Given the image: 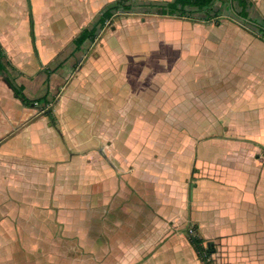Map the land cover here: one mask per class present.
I'll return each instance as SVG.
<instances>
[{
    "label": "crops",
    "instance_id": "obj_1",
    "mask_svg": "<svg viewBox=\"0 0 264 264\" xmlns=\"http://www.w3.org/2000/svg\"><path fill=\"white\" fill-rule=\"evenodd\" d=\"M245 3L242 12L243 8L233 0H215L208 10L191 9L190 17L122 14L131 18L138 15L133 20L142 21L148 28L156 29L159 22L173 24H165L163 28L169 39L166 42L174 48L168 47L169 44L163 47L174 53L167 57L159 53L150 60L129 62L114 56L112 61L100 63L104 58L92 59L88 51L83 62L74 66V70L68 69V74L72 72L71 81L79 73L85 78L81 83L90 91L91 95H86L90 105L96 96L98 102L102 98L99 104H94L93 112L98 111V119L102 115L105 118L98 132L97 125L91 122L86 125L83 141L88 140L89 145L85 150L76 139L83 128L72 126L67 118L73 108L68 104L69 95L61 98L62 112L51 108L56 120L53 124L37 103L24 105L0 72V264H141L134 261L146 257L145 264H155L157 245L176 254L174 244L181 242L188 245L187 254L203 264H264V60L261 55H254L257 50L264 52V38L259 33L264 23V0H245ZM10 10V1L0 0V44L6 53L5 60L12 66L10 74L18 84L24 85L26 77L33 82L35 77L30 79L33 74L46 73V68L57 58L58 48L53 52L43 46L45 59L41 68L32 74L25 72L21 48L7 39ZM240 12L245 13L243 17ZM241 18L252 20L255 26H245ZM187 25L201 30L188 41V36L180 30ZM206 25H210L209 40L204 36L206 31H202ZM163 28H157L156 37L163 35L160 31ZM100 37L101 34L97 39ZM193 40L195 57L202 49H217L228 40L235 42L229 46L243 50L241 57H248L238 67L234 65L232 71L215 69L213 82L230 80L234 84L226 102L214 103L211 108L203 105L199 111L192 105L196 119L197 113L208 119L204 126H182L180 121L174 122L172 114L188 98L198 103L204 99L202 93L191 89L192 80L185 81L182 87L180 81L184 78L178 77L192 72L195 57L189 58L183 52L187 50L183 45L192 48ZM156 44L151 42L148 50L153 51ZM98 46L105 50L102 44ZM212 52L213 57L215 50ZM236 56L227 55L232 61L229 64L239 61L234 60ZM254 57L263 63L258 62L257 71L251 65ZM228 60L223 57L221 61ZM133 65L140 68L133 69ZM55 75L59 74L51 73L48 80L52 81ZM191 75L197 76L195 72ZM92 76L95 81H91ZM41 80L42 85L35 82L38 83L35 92L45 88L44 93L28 96L24 92L29 98L48 92L53 107L55 97L47 80ZM113 80L115 88L111 91L106 83L112 84ZM125 88L129 90V102L126 106L120 103L115 111H119L120 117L133 113L132 121L113 123L104 115L109 109L103 105L109 98L117 104ZM156 96L163 98V102L158 103ZM213 97L215 94H210L212 101L217 100ZM4 98L18 108L17 116L6 108ZM190 107L180 114L193 115L189 113ZM80 110L75 107L77 117ZM145 113L167 116L164 143L158 141L160 135H155L157 124L147 129L151 134L144 133L148 126L142 121ZM152 120L157 123L158 118ZM53 129L61 133L63 140L51 138ZM123 129L120 142L117 132L122 136ZM68 132H72L71 138ZM92 137L99 139L97 145L92 143ZM158 144L164 145L162 151L155 147ZM122 145L124 149H120ZM144 148L152 151L145 154ZM133 198L138 202L130 203ZM116 201L119 208L114 204ZM128 203L126 209L131 215L125 213V220L114 218L113 213ZM140 209L142 213L137 217L133 212ZM146 225L154 229L142 236ZM171 227L181 228L179 236L168 232ZM121 233L136 237V242L122 241ZM190 235L199 236L203 247L212 246L210 253L198 254Z\"/></svg>",
    "mask_w": 264,
    "mask_h": 264
},
{
    "label": "rangeland",
    "instance_id": "obj_2",
    "mask_svg": "<svg viewBox=\"0 0 264 264\" xmlns=\"http://www.w3.org/2000/svg\"><path fill=\"white\" fill-rule=\"evenodd\" d=\"M10 6H11V14H10V29L7 34V39L11 41L12 45H16L17 47L21 48L22 55H21V65L25 72L32 74L33 71L37 72L41 68V64L43 63L45 56H44V50L43 46L47 47L46 49L51 51V49L58 48V55L57 58L52 61L50 64V68L54 69L57 65H61V67L56 71V74L53 77V80H48L49 89L52 92V95L55 97V102L53 103L54 106L51 105L48 108H53L54 112H62L64 108V104L61 101V98L65 97V95L70 96L69 101V107H73L68 111L67 118L70 120V124L76 125L78 128L82 127L83 130L79 132V134L76 136V139L80 140L83 146V149L85 150V147L89 145L88 140H84L83 134L84 130L86 128V125L91 122V124H95L98 127H96V130L98 132L99 125L102 124L103 118H105L103 115L100 118L101 122L99 123L98 117V111L95 113L93 112V106L94 104H99L102 98H100L98 102V96L93 98L92 102L93 104L90 105L88 99L86 98L87 94H90V91H88L84 86L83 82H85V78H83L79 73L77 76L74 77L72 80V72L68 74L70 71L68 69L74 70V66H78L81 62H83L84 55L90 52L89 54L92 55L95 60H98L100 58H104L100 61H112V57L117 56L118 58H122L124 62L132 61L133 59H138L141 61H146L153 59V56H157L160 53L162 56L165 55V57L168 56V54H173L174 51L169 49L168 47H173V44H169L166 42V39L169 41L168 36L166 34V30H164L163 27L166 25H173L168 23H161L159 22V26L156 25L155 28H148L145 23H141L140 20H133L138 15H135L134 18H131L129 16H118L116 17L117 20H113L112 23H110L106 29V31L102 32L100 31L101 37L95 41V47L93 46L94 42H87L83 45L82 49L79 51H76L75 45L73 43L74 37H76L79 32L87 26H90L92 22L95 20L97 14L99 11L104 7L102 0H9ZM109 3V2H108ZM216 8V7H215ZM138 18V17H137ZM241 21H245V26H248L250 28H253L255 24L252 20L247 19L244 20L241 18ZM174 26L171 28L172 30H175ZM263 24V23H262ZM188 27L184 26L181 30L182 33H185L189 39L195 38V32L201 31L197 30L196 27L187 25ZM191 26V27H190ZM163 28L160 31L163 33L160 37H156L155 33L159 31L157 28ZM178 27V26H176ZM214 27V26H212ZM210 25H206L203 27L202 31H206L204 36L207 37V40L210 38ZM153 38V40H150V38ZM152 43H157L155 46V49L153 51H149L148 47H150ZM229 43H232L235 45V42L232 40H228L225 44H221L217 49L215 47L213 50H215V56L212 57V48H204L201 50L200 54H197L195 57V40L192 41V48L188 44H184V49L187 48V50H183L184 53L189 58H194L193 62V69L192 72H189V74L185 76H178L179 78H184L182 81H180V84L182 87H184L187 80H192L190 83L191 89L194 90V93H202L204 99H201L200 103H198L195 100H190V98L186 99V101L182 102L179 107L175 108L172 112L173 116H175L174 122L182 123L184 125L188 124L187 126H194L195 124L200 125H207L208 119L205 116V119L203 120L201 118V114L197 113V118L194 114L195 111H199V107H203V105H206L211 108L212 104L214 103L221 104L223 102H226L228 98H230L231 92H233V89L231 87L234 86V84L229 80L224 83L220 82H213L214 80V72L215 69L218 68L219 71H232L231 68L236 65L235 67H238V65L243 64L245 61L248 60V57H241L243 56V50L238 48L237 46H234L233 48L229 46ZM99 44L103 45L102 47L98 46ZM164 44H169L168 47H163ZM159 45V46H158ZM208 47H211L210 42ZM229 48V49H228ZM228 49V50H226ZM237 54L234 60L233 64H229L231 61V58L227 57L228 54ZM254 55H261V59L264 60V52L257 50ZM106 56V57H105ZM192 56V57H190ZM223 57H226L229 59L228 61L222 62L221 60ZM190 59V60H191ZM244 61V62H243ZM258 62H260L257 58H253L252 66H256V71L260 67ZM228 63V65H226ZM262 63V61L260 62ZM263 64V63H262ZM125 65V63H124ZM85 66H89L85 64ZM91 66V65H90ZM127 65L124 66V69H126ZM130 67V66H129ZM246 67V66H244ZM133 69H138L140 67L134 66L131 67ZM63 69V70H62ZM62 70V71H61ZM238 70H241V67L238 68ZM252 71V70H251ZM61 72V73H60ZM194 72L197 74L196 77H194L191 74H194ZM255 72V70H254ZM233 76L232 74L230 77ZM35 79L33 82L30 80H27V77L25 78L24 85L26 87L25 92L28 96H36L41 93L45 92V88L39 90L38 92H35V87L37 88L38 83L36 85L35 82H40L42 85V80L46 81L48 78L47 73H37L32 75V78ZM195 80V81H194ZM91 81H95V77H91ZM186 81V82H185ZM21 82V81H20ZM82 82V83H81ZM69 83V84H68ZM107 87L111 88V91H114V80L112 84H110L109 81H107ZM88 86V83L86 84ZM97 85V82L95 83V86ZM153 84H151L152 86ZM51 86V88H50ZM119 89V87H117ZM215 94V97L217 100L212 101L210 98V94ZM4 93L1 92V97L4 96ZM122 100H118L119 102L116 104L113 99L106 100L105 104L103 106H106L109 110L108 113H104L106 118L112 119V122L114 123H121L126 121H132V115L133 113H125L123 114V117H120L119 111H115L116 108H118L119 104L122 103L123 106H126L129 102V99L127 97L129 96V90L124 89L122 92ZM91 95V94H90ZM110 95V94H109ZM233 96V95H232ZM166 98V96H164ZM210 98V99H209ZM158 103L163 102V98L160 96L154 98ZM155 101V102H156ZM3 103L6 105V108H8L11 113L14 116H17L18 108L13 105L9 100L6 98L3 99ZM139 103H141L139 101ZM168 104V102H167ZM149 105L150 100H149ZM191 105V107H190ZM192 105L195 106L194 110L192 108ZM80 107V112L77 114H80L79 117L76 116L75 107ZM188 107H190L189 113H193V115H185L180 114V111L187 110ZM131 106H129V109ZM156 108V106H155ZM160 108H162L160 106ZM159 108V109H160ZM96 108L94 109V111ZM17 111V112H16ZM163 111V109L161 110ZM158 118L157 123L152 120V118ZM181 118V119H180ZM88 119V120H86ZM83 120V123L81 124V121ZM148 126L145 127L144 133H152L151 131H147L149 127L152 126V124L156 125L158 127V130L155 131V135L161 136L158 141L160 140L162 143H164V140H166L167 137V123L168 119L167 116H164L163 114L159 113L155 116L145 113L144 118L142 120ZM60 120L58 121V123ZM127 122V123H128ZM154 122V123H153ZM99 123V124H98ZM81 124V125H80ZM193 124V125H192ZM180 127V125H179ZM95 128L92 126V129ZM54 131V137H51L52 139L57 138L59 140H63L61 137V133L57 131L56 129H53ZM122 136L120 135V132H117V139L121 142L123 140V132ZM93 132V131H92ZM71 133L68 132V136ZM206 133L205 131L203 132ZM67 134V133H66ZM67 138L69 139V137ZM49 138V137H48ZM122 139V140H121ZM99 139H96L92 137V143H95L96 145L99 143ZM163 144H158L155 146L156 148L163 150ZM162 147V148H161ZM78 147L77 149H79ZM125 146L122 145L120 149H124ZM157 151V149H154ZM152 151L151 148L147 149L144 148L145 154L148 152L150 153ZM158 152V151H157ZM121 200V199H120ZM137 203L138 200L136 198H133L130 203ZM114 204L118 205V208L120 207L119 201L114 202ZM122 205V203H121ZM128 204H123V209H118L117 213H113L114 218H118V216L121 219L125 218V213L131 215V211H127ZM140 205V204H139ZM117 208V207H116ZM115 210V209H114ZM137 217L142 213L141 209L137 210L136 212H133ZM109 218V216H106ZM150 223V222H149ZM154 229V226L148 227L146 225L143 227L142 236H145L148 232H151ZM188 229V228H187ZM168 232H171V235L177 234L179 236L181 228H168ZM173 231V232H172ZM187 232V230H186ZM191 234H194L192 232ZM24 234H22L23 236ZM110 238L107 237V239ZM120 239L122 241H125L128 244H134L137 240L136 237L130 236L128 234L126 236L125 233L120 234ZM133 239V240H132ZM185 239V238H184ZM114 244V243H113ZM216 245V244H215ZM174 246H177L174 250L177 253L173 254L172 250L166 251L164 247L160 248V244L156 246L155 248V264H203L200 260H196L194 257H190V255L187 254L188 252V245L184 244V242H181L180 244H174ZM217 246V245H216ZM190 248V247H189ZM190 250V249H189ZM22 254V253H21ZM205 254L204 252L202 253ZM207 254V253H206ZM205 254V255H206ZM208 256V255H207ZM97 262L99 261L98 258L95 259ZM139 261L141 264L146 263L148 261V257L146 259H139L135 260L134 262ZM59 263H62V261H58ZM4 264H11L8 262H5ZM51 264H58V263H51ZM65 264V263H62ZM205 264V263H204Z\"/></svg>",
    "mask_w": 264,
    "mask_h": 264
},
{
    "label": "trees",
    "instance_id": "obj_3",
    "mask_svg": "<svg viewBox=\"0 0 264 264\" xmlns=\"http://www.w3.org/2000/svg\"><path fill=\"white\" fill-rule=\"evenodd\" d=\"M243 8L245 12L246 3L245 0H233ZM215 0H170L164 3H156L151 0H114L107 3L99 11L95 20L90 26L84 27L79 34L74 37L73 43L77 51L81 50L83 45L87 42H94L100 35V31L105 28L107 23L114 18V16H120L122 14L129 13H150L159 15H169L176 17H190L191 9H197L200 11L208 10L212 7ZM245 13L240 12V16L243 17ZM260 36L264 38V23L259 29ZM6 53L0 44V72L5 76L7 83L13 89L14 94L21 102L26 106L35 105L37 103L41 109L45 111L50 117L53 124H56L55 116L51 112L52 99L49 93L46 92L44 95L37 98H29L24 90L25 87L22 84H18L16 79L10 74V68H12L10 62L5 60ZM61 65L56 66L54 69L46 68L48 75L47 82L51 73L56 72ZM191 244L194 246L198 254L210 253L211 247H203L202 239L197 235H190L189 237Z\"/></svg>",
    "mask_w": 264,
    "mask_h": 264
}]
</instances>
